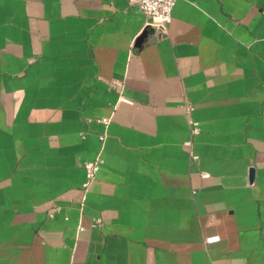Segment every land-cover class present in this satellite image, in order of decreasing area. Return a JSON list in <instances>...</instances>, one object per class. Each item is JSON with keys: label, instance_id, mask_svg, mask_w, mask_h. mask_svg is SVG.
Returning <instances> with one entry per match:
<instances>
[{"label": "crops", "instance_id": "0c3cea01", "mask_svg": "<svg viewBox=\"0 0 264 264\" xmlns=\"http://www.w3.org/2000/svg\"><path fill=\"white\" fill-rule=\"evenodd\" d=\"M157 21L0 0V264H264V0Z\"/></svg>", "mask_w": 264, "mask_h": 264}, {"label": "built area", "instance_id": "2783aa9c", "mask_svg": "<svg viewBox=\"0 0 264 264\" xmlns=\"http://www.w3.org/2000/svg\"><path fill=\"white\" fill-rule=\"evenodd\" d=\"M177 0H135V3L144 11V13L150 17H157V24L165 27L172 19V12L176 5ZM103 122H108L103 119ZM193 131H198L197 123L193 124ZM102 138H104L102 136ZM198 156L195 155L194 158ZM103 164V159L97 157L96 159L86 161V180L83 184L84 187H88L91 181L95 178L100 166ZM204 177H208L209 174L204 173ZM220 239L219 236H213L207 238V242L212 243Z\"/></svg>", "mask_w": 264, "mask_h": 264}, {"label": "water", "instance_id": "95a60500", "mask_svg": "<svg viewBox=\"0 0 264 264\" xmlns=\"http://www.w3.org/2000/svg\"><path fill=\"white\" fill-rule=\"evenodd\" d=\"M148 36V31H144L140 37L138 38L137 40V45H142V43H144L146 41V38ZM163 36V31H162V28H160L158 30V33H157V36L156 37H161ZM255 173H256V169L254 167H252L250 169V181L251 182H254L255 181Z\"/></svg>", "mask_w": 264, "mask_h": 264}]
</instances>
